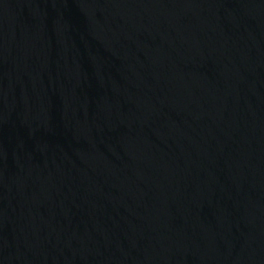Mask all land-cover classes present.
<instances>
[{"label":"water","instance_id":"1","mask_svg":"<svg viewBox=\"0 0 264 264\" xmlns=\"http://www.w3.org/2000/svg\"><path fill=\"white\" fill-rule=\"evenodd\" d=\"M0 264H264V0H0Z\"/></svg>","mask_w":264,"mask_h":264}]
</instances>
